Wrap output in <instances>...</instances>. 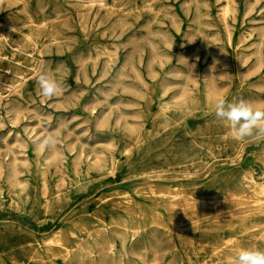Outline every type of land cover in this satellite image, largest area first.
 <instances>
[{
    "label": "rangeland",
    "instance_id": "374dc122",
    "mask_svg": "<svg viewBox=\"0 0 264 264\" xmlns=\"http://www.w3.org/2000/svg\"><path fill=\"white\" fill-rule=\"evenodd\" d=\"M232 1L226 14L227 0L0 1V33L16 27L0 52V91L10 93L14 73L24 76L0 101V258L23 264L34 247L46 256L45 239L55 231L68 238L74 222L115 196L127 195L135 213L143 207L147 222L155 207L167 220L157 206L167 191L231 188L233 205L245 207L250 190L215 181L243 171L264 181V138H237L214 106L244 98L264 109V0ZM30 28L35 42L25 38ZM41 70L63 91L39 95ZM248 220L261 224L257 236L240 241L264 249V216ZM185 225L188 235H204L194 219ZM231 236L213 232L188 251L210 260L213 244Z\"/></svg>",
    "mask_w": 264,
    "mask_h": 264
},
{
    "label": "bare ground",
    "instance_id": "6f19581e",
    "mask_svg": "<svg viewBox=\"0 0 264 264\" xmlns=\"http://www.w3.org/2000/svg\"><path fill=\"white\" fill-rule=\"evenodd\" d=\"M95 1L100 6H107L104 0ZM231 2L233 1L227 0V5L224 6L226 8L223 10L224 14L228 12ZM14 29L16 27L9 23L4 29L7 34L0 33V52ZM34 33V29L30 28L25 35L26 40L35 42ZM16 49L18 50V48ZM32 69L37 72L41 66ZM19 74L20 72L14 73L11 77L14 80L5 84L9 94L0 91V101L21 89L23 82L21 79H24V76ZM165 108H167L166 105L163 109ZM14 110L20 113L22 109L15 105ZM100 167L104 168L102 165ZM47 170L46 167L43 171L44 178ZM60 172L58 188L66 183L64 172ZM230 180H235L236 187H243L245 190L251 191L250 200L245 202L244 208L239 207V204L233 205L230 195H235V193L231 188L229 189L230 195L221 191L200 196L185 194L182 191L174 193L167 191L163 193L165 196L161 197L164 200H159L157 203V206L165 211L167 220L159 208L154 206L155 208L150 210L152 216L147 222L145 220L147 211L143 207L135 213L131 209L132 200L127 195L115 196L107 203L104 200L105 203L87 220H84L86 222L83 225H76L74 222L75 225L69 231L68 238L64 239L62 233L55 231L44 241L47 255L43 256L39 249L34 247L23 264H60L56 261L57 259H61V264H183L184 258L189 264H235V256L241 249L257 248L255 241L247 247L240 239L257 236L255 231L261 224L258 222L248 224L247 221L251 217L264 216V181L257 180L250 171H243L234 175L233 179H218L215 184L218 183V187H232L233 185H229ZM16 184L18 187H24L21 181H17ZM224 184L226 185L224 186ZM150 190L156 194L153 187ZM209 207H222L223 210L220 213L217 210L210 213L208 212ZM105 214L112 217L111 221L104 218ZM234 215H238L236 220H232ZM94 219L96 220L93 221ZM190 219H194L204 235L187 234L185 221ZM225 230L238 236H231L229 239L219 238L220 241L213 244L210 260L206 258L201 260L197 256H192V253L188 251V248L191 249L194 246L202 247L205 237L211 236L213 232H224ZM259 231L264 238V227ZM54 243L60 247L57 253H54L52 249ZM11 259L13 264L22 262L16 257H11ZM0 264L8 263L0 258Z\"/></svg>",
    "mask_w": 264,
    "mask_h": 264
},
{
    "label": "clouds",
    "instance_id": "9594fccd",
    "mask_svg": "<svg viewBox=\"0 0 264 264\" xmlns=\"http://www.w3.org/2000/svg\"><path fill=\"white\" fill-rule=\"evenodd\" d=\"M36 83L42 97H54L65 87L63 81L45 70L39 72ZM214 116L217 120L225 122L241 140L253 136L264 138V109L247 99L240 98L233 102L223 97L219 98L214 106ZM44 143L51 148L54 138H48ZM235 264H264V249L254 247L241 249L235 256Z\"/></svg>",
    "mask_w": 264,
    "mask_h": 264
}]
</instances>
